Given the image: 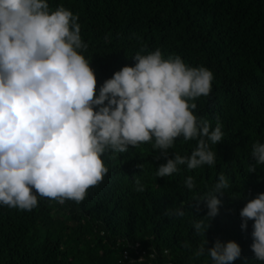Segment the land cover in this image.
<instances>
[{
  "label": "trees",
  "instance_id": "16d2710c",
  "mask_svg": "<svg viewBox=\"0 0 264 264\" xmlns=\"http://www.w3.org/2000/svg\"><path fill=\"white\" fill-rule=\"evenodd\" d=\"M80 16L84 53L97 75V95L105 81L132 58L161 49L192 67L204 66L215 79L201 96L195 114L212 129L219 121L224 141L211 145L215 165L158 177L165 159L156 160L154 141L104 157L109 173L89 189L81 203L41 198L32 211L0 206V264H211L197 256L217 240H235L242 255L233 264H260L251 249L253 224L242 229L240 211L264 193V166H257L253 145L264 143V0H49ZM197 141L178 138L172 149L190 156ZM220 174L230 190L219 196V215L206 236L194 228L208 212L201 201ZM192 176L195 188L184 181ZM139 180L143 191H137ZM182 207L183 217L166 211ZM52 244L49 247V244ZM128 251V257L124 255Z\"/></svg>",
  "mask_w": 264,
  "mask_h": 264
},
{
  "label": "clouds",
  "instance_id": "9594fccd",
  "mask_svg": "<svg viewBox=\"0 0 264 264\" xmlns=\"http://www.w3.org/2000/svg\"><path fill=\"white\" fill-rule=\"evenodd\" d=\"M79 20L63 4L53 10L49 0H0V206L32 211L41 198L81 203L109 173L104 157L142 143L154 141L155 159L167 161L158 177L217 162L211 145L224 141L222 127L217 121L213 130L195 114V101L212 91L213 71L192 67L179 55L166 57L159 48L147 54L141 49L132 57L135 66L117 71L97 95ZM181 137L197 147L190 156L171 158ZM251 156L252 171L264 166V143L257 141ZM184 183L189 190L196 186L192 176ZM229 190V178L220 174L199 198L208 212L194 224L198 234L206 236L220 212L219 196ZM166 214L185 213L178 207ZM240 216L245 231L254 221L251 249L264 264V193L249 200ZM207 244L196 255L210 257L211 264H233L242 255L235 240H217L211 249Z\"/></svg>",
  "mask_w": 264,
  "mask_h": 264
},
{
  "label": "built area",
  "instance_id": "2783aa9c",
  "mask_svg": "<svg viewBox=\"0 0 264 264\" xmlns=\"http://www.w3.org/2000/svg\"><path fill=\"white\" fill-rule=\"evenodd\" d=\"M124 255L128 257V251H125Z\"/></svg>",
  "mask_w": 264,
  "mask_h": 264
},
{
  "label": "rangeland",
  "instance_id": "374dc122",
  "mask_svg": "<svg viewBox=\"0 0 264 264\" xmlns=\"http://www.w3.org/2000/svg\"><path fill=\"white\" fill-rule=\"evenodd\" d=\"M51 245H52V244L50 243V244H49V247H50Z\"/></svg>",
  "mask_w": 264,
  "mask_h": 264
}]
</instances>
